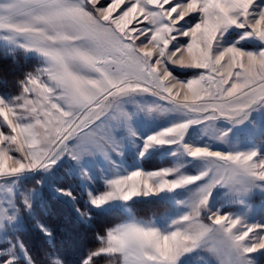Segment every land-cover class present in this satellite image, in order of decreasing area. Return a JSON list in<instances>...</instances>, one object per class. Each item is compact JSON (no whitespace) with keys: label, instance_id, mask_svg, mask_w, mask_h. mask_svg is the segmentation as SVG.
Wrapping results in <instances>:
<instances>
[{"label":"snow or ice","instance_id":"6c2138e0","mask_svg":"<svg viewBox=\"0 0 264 264\" xmlns=\"http://www.w3.org/2000/svg\"><path fill=\"white\" fill-rule=\"evenodd\" d=\"M0 45V264H259L264 0H0ZM154 155L171 166L143 169ZM64 167L82 196L57 184ZM45 188L107 221L79 261L38 219ZM147 204L170 211L138 216Z\"/></svg>","mask_w":264,"mask_h":264},{"label":"trees","instance_id":"16d2710c","mask_svg":"<svg viewBox=\"0 0 264 264\" xmlns=\"http://www.w3.org/2000/svg\"><path fill=\"white\" fill-rule=\"evenodd\" d=\"M3 55L4 49L0 48V57ZM17 58L22 65L28 66L26 70L35 67V61L25 58L21 53L18 54ZM9 90L13 91L11 85H9ZM47 204L48 208L44 212H40V217L41 221L47 225L53 234V244L62 248L74 262L79 261L81 255L93 247L96 229L107 223V221L100 219L92 226H88L77 219L69 203L53 199L49 195ZM155 206L158 208H155ZM142 207L144 210L137 214L141 217H149L150 213H160L165 210L164 207H167V204H147ZM24 238L34 251L43 252L46 250L45 239L35 227H27Z\"/></svg>","mask_w":264,"mask_h":264},{"label":"rangeland","instance_id":"374dc122","mask_svg":"<svg viewBox=\"0 0 264 264\" xmlns=\"http://www.w3.org/2000/svg\"><path fill=\"white\" fill-rule=\"evenodd\" d=\"M0 48L4 49L2 45H0ZM153 99H155V98L149 97L148 101H151ZM0 119H2V118H0ZM169 119H170V116H169L168 113H166V112L159 113L157 115V117H156L155 122L154 123H149V125L146 126L145 130L146 131H150L152 128H161V127L165 126L167 123H169ZM213 123L219 124V125L222 126L225 122L223 120H221V121H215ZM200 130L202 131V128ZM209 131H211V129H209ZM255 142L257 144L260 143V136H259V132L258 131L255 134ZM218 147H222V146L218 145ZM172 159L173 158L170 157V156L165 157V156H161V155H154V156L146 159V160H149V161H145V160L141 161L140 162V166L143 169H145V170H158L160 168L171 166ZM125 162L127 164H131V153L130 152H129V155L125 157ZM56 181H57V184L59 186H61V187L72 188L74 190V194H76L78 196H82L83 192L86 190V187H87L85 184L82 183L81 178L77 177L75 174H69L67 167H64L63 169L58 170ZM26 186L28 188L36 187V185L33 182H31V181H29ZM96 186H97L96 184L92 185V187H96ZM49 195L50 194L48 193L47 188H45L44 189V199H45V201L47 203H48ZM251 203L254 206H256V208H257V212H256L255 215H256V219L259 220L260 219V215H259L258 209H259V206L262 203H264V200H262V198L259 196V194H257V195H255L252 198ZM156 207L157 206H155V208ZM164 208H166V209L163 210L162 212H160V213H150L148 216L149 217H151L153 215L159 216V215H163V214H165V213L170 211V208H169L168 205H167V207H164ZM40 212H44V210L38 211V213H37L38 219L41 220ZM149 217H142V218H149ZM253 255L256 256V259L259 261V264H264V257H260L259 254H253Z\"/></svg>","mask_w":264,"mask_h":264}]
</instances>
